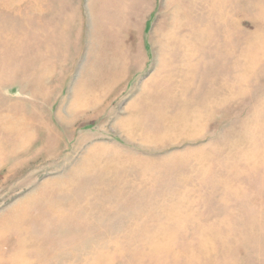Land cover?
Wrapping results in <instances>:
<instances>
[{"label": "rangeland", "instance_id": "1", "mask_svg": "<svg viewBox=\"0 0 264 264\" xmlns=\"http://www.w3.org/2000/svg\"><path fill=\"white\" fill-rule=\"evenodd\" d=\"M0 264H264V0H0Z\"/></svg>", "mask_w": 264, "mask_h": 264}]
</instances>
